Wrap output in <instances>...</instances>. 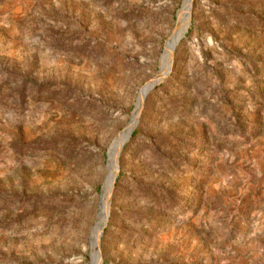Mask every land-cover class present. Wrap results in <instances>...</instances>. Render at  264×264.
<instances>
[{
	"label": "rangeland",
	"instance_id": "rangeland-1",
	"mask_svg": "<svg viewBox=\"0 0 264 264\" xmlns=\"http://www.w3.org/2000/svg\"><path fill=\"white\" fill-rule=\"evenodd\" d=\"M185 1L0 0V264H264V0H193L140 110Z\"/></svg>",
	"mask_w": 264,
	"mask_h": 264
},
{
	"label": "bare ground",
	"instance_id": "bare-ground-1",
	"mask_svg": "<svg viewBox=\"0 0 264 264\" xmlns=\"http://www.w3.org/2000/svg\"><path fill=\"white\" fill-rule=\"evenodd\" d=\"M193 5V0H186L183 9L180 11L178 15V22L176 24V27L172 31L168 44H167V50L165 55V60L163 62L161 73L159 74V77H165L167 73L170 70L171 62L173 59L174 51L177 48L179 42L184 37V35L187 33L188 27H189V21H190V13ZM154 80V79H153ZM151 81L147 84L145 87V90L141 93L139 97L138 106L141 110L143 100L149 92V90L154 86V81ZM137 118H135L131 124L121 133V135L116 139V141L113 143L110 155H109V165L106 172V181L103 188V197H102V203H101V209L98 215V223L103 222L107 216L109 211V200L111 198L115 179H116V173L118 170L117 166V160L119 156L120 149L122 145L126 144L125 142L129 138L131 132L133 131L136 123ZM97 226V225H96ZM95 226V228H96ZM94 228V231H95ZM98 245V242L95 241L93 245V264H102L101 261V254L95 250L96 246Z\"/></svg>",
	"mask_w": 264,
	"mask_h": 264
},
{
	"label": "water",
	"instance_id": "water-1",
	"mask_svg": "<svg viewBox=\"0 0 264 264\" xmlns=\"http://www.w3.org/2000/svg\"><path fill=\"white\" fill-rule=\"evenodd\" d=\"M172 63H173V59H172ZM172 66V65H171ZM170 70H171V68H170ZM170 72V71H169ZM169 74V73H168ZM168 74L165 76V77H159V75H157L155 78H154V86L149 90V92L155 87V85L160 81V80H162L163 78H166L167 76H168ZM148 92V93H149ZM147 93V94H148ZM138 121H139V117H138V120H137V123H136V125H135V128L137 127V124H138ZM135 128L133 129V131H132V133H131V135H130V137H129V139H128V141L130 140V138H131V136H132V134H133V132H134V130H135ZM127 141V142H128ZM124 146H125V144L124 145H122V147H121V149H120V152H119V156H118V158H120V155H121V153H122V151H123V148H124ZM117 177H118V174H117ZM117 179V178H116ZM116 182V181H115ZM114 186H115V184H114ZM114 189V188H113ZM108 217H109V214H108ZM107 221H108V218H107ZM107 221H106V223H107ZM105 223V224H106ZM104 229V228H103ZM103 229H102V233H103Z\"/></svg>",
	"mask_w": 264,
	"mask_h": 264
}]
</instances>
